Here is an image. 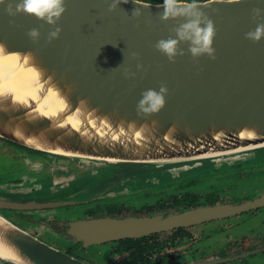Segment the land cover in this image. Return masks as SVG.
I'll return each mask as SVG.
<instances>
[{"label":"water","instance_id":"95a60500","mask_svg":"<svg viewBox=\"0 0 264 264\" xmlns=\"http://www.w3.org/2000/svg\"><path fill=\"white\" fill-rule=\"evenodd\" d=\"M8 2L15 0L0 4V73L8 74L16 91L24 86L36 90L32 108L45 101V107H57V98L47 95L50 87L60 90L69 107L51 123L31 121L24 114L30 109L0 111V138L86 172L98 169L87 180L94 179L95 186L105 178L116 181L111 177L116 165L164 169V177L177 179L190 178L199 169L218 174L234 165L264 164V38L258 43L245 38L264 22V0L216 3L212 8L217 11L206 9L216 27V58L204 55L194 61L182 44L185 55L174 63L154 47L173 35L170 29L179 23L160 19L162 2L141 0L150 5L142 7L130 0L109 11L111 0H65L66 11L55 26L23 13L9 16ZM135 7H141V16L132 15ZM256 7L262 12L254 20ZM56 26L62 29L59 37L49 42L48 33ZM32 28L40 31L36 42L27 35ZM125 69L135 75L126 78ZM161 82L168 88L164 108L150 116L138 114L142 92L158 91ZM55 125L63 127L54 130ZM164 177L160 179L166 181ZM128 183L98 188L96 196L123 192ZM14 190L7 181L0 184V208L29 207L8 196L20 192ZM199 215L197 209L169 217L105 216L76 223L74 233L93 245L187 224ZM0 246L21 264H90L40 240L2 213ZM0 264L12 261L0 259Z\"/></svg>","mask_w":264,"mask_h":264},{"label":"flooded vegetation","instance_id":"af4514ba","mask_svg":"<svg viewBox=\"0 0 264 264\" xmlns=\"http://www.w3.org/2000/svg\"><path fill=\"white\" fill-rule=\"evenodd\" d=\"M27 152L31 154L27 156ZM36 153L39 151L0 138V180L14 186L15 192L20 189L17 198L14 194L9 197L29 206L24 209L0 208V213L7 214L5 216L13 223L44 242L51 241L46 232L55 231L66 241L61 245L54 239L51 245L83 261H91V264H264V164L235 165L224 174L192 180L188 184L149 189L132 188L131 185L123 192L99 194L106 197L96 196L97 200L74 199L73 196L83 190L75 187L66 192H71L72 196L55 199L33 196L41 188L35 172L47 169L54 174V190L59 193L76 181L82 167L55 166L33 156ZM11 159L15 161L14 165L10 164ZM10 167L20 171L14 175ZM67 169L71 173L67 178L71 179L67 184H60V179L66 177L56 171ZM93 169L90 170L98 171ZM133 169L132 166H113L111 177L119 182H105V178L95 190L132 180L129 176ZM210 181L211 185L207 183ZM56 202H64V205L54 206ZM69 206L72 210L61 209V218L54 215L56 208ZM197 209L201 215L187 224L137 237L87 245L79 234L74 233L76 223L105 216L163 213L164 217H169ZM76 214L85 216L75 218ZM93 253L96 259L92 260Z\"/></svg>","mask_w":264,"mask_h":264},{"label":"clouds","instance_id":"9594fccd","mask_svg":"<svg viewBox=\"0 0 264 264\" xmlns=\"http://www.w3.org/2000/svg\"><path fill=\"white\" fill-rule=\"evenodd\" d=\"M130 0H111L108 5L109 11H114L121 3L127 4ZM136 6L149 7V4L142 3L141 0H131ZM5 0H0V4H4ZM216 3H239V0H162L163 11L159 13L162 21L176 20L179 23L170 29L173 35L168 38H162L156 42L154 47L164 54L170 62H175L177 56L185 55V49L181 47L182 44H187V51L191 54L194 61L198 58L207 55L210 59H215V48L213 47L214 38L216 36V27L214 21L210 18L206 9L212 8ZM5 11L9 16L15 17L18 14L32 15L35 18L46 22L49 25H57L62 14L66 11L65 0H15V3L8 2ZM262 9L259 7L253 8V19L261 18ZM134 17L142 15L141 7H135L132 11ZM264 19V18H262ZM12 22V21H10ZM61 28L56 26L54 30L48 33L49 42L58 38ZM29 38L36 42L40 37V31L37 28H32L28 31ZM245 38L251 40L253 43H258L264 38V22L257 23L253 30L245 33ZM4 53V44H0V55ZM133 57H138V53H131ZM143 65L137 64V68H142ZM42 75V74H39ZM125 77L134 76L129 69L124 70ZM50 79V78H49ZM42 83H47L43 81ZM41 91L43 87L38 84ZM168 88L166 84L161 82L160 88L147 89L142 92V98L137 103V113L150 116L159 113L166 104V95ZM47 95L56 97L58 104L56 108L45 107L40 104L37 108H32V101L37 99L36 90H32L26 94L17 92L10 84L8 74L6 72L0 73V111L30 109L24 113L31 121H38L40 119H47L52 122V118L56 117L60 111L69 107L68 101L61 96L60 90L54 87L47 89ZM63 125H55L53 129H59ZM0 259L10 260L12 264H21L18 257L3 251L0 246Z\"/></svg>","mask_w":264,"mask_h":264},{"label":"rangeland","instance_id":"374dc122","mask_svg":"<svg viewBox=\"0 0 264 264\" xmlns=\"http://www.w3.org/2000/svg\"><path fill=\"white\" fill-rule=\"evenodd\" d=\"M30 154L31 153L27 152V156L30 155ZM33 156L39 158V160H43L45 162H51V163H53L52 165H55V166H62V167L66 166L65 164H63L60 161H56V160L52 161V160H50L49 158H53V157L49 156L48 154L42 153V152L36 153V155L33 154ZM9 162H10L11 165H14L15 161L11 159V160H9ZM67 167H69V168H77V167H75L73 165H70V164ZM132 167H134V166H132ZM10 169H11V173L14 174V175L18 174V172L20 171V170H16L15 168H12V167H10ZM88 171L90 172L91 170H88ZM219 171H220V174H224V172H225V170L222 171L221 169H219ZM89 172H86L85 168H82V171L79 172V174L82 175V178H80L81 175H79L77 177L76 181L70 185V187L65 188V191L62 189L59 193L55 192L56 189L54 190V174L53 175L50 174V172L47 169H45L43 171H40V172H35V175L37 176V178H36L37 183L39 185H41V188L38 189V192L35 195H33V196L34 197L37 196V197H40V198H51V197H54L55 199H58V198L62 199V198L67 197L68 195L72 196L71 192L69 194H66V192L68 190H71V189L74 190L75 187L76 188L78 187V188H82L83 190L81 189L82 191L79 194L74 195L73 196L74 199L80 200L81 198H84L86 200L87 199L97 200V199H95L96 198V193L94 192V190H95V185L96 184L94 182V179H92L90 181H87L89 179V177H88V175L90 174ZM216 172H218V170L208 171L206 169L205 170L199 169V170H196L195 172H190V173H193V175H191L190 178L182 177V178L172 179L170 174L169 175L166 174V176L164 177V175H163V173H165L164 169H160L159 171L151 170V169H148V170L147 169H143V170H139L138 169V171H137L135 169V167H134L132 174L129 176V177H133V178H132V180H129V183L127 184V186L131 187V185H132V188H135V187H146L147 189H149V188H156V187L166 186V185L172 186L174 184H179V185L180 184H188V182H190L192 180H196V179L203 180V179H207L209 177H212L213 175H215ZM33 173L34 172H31L32 175H33ZM56 173L66 177V178L60 179L62 181L60 184H63V183L67 184L69 182V180L71 179V178H67V176L71 175V173L68 171V169L67 170H57ZM198 174H200L202 176L199 177ZM156 176L158 177V179H156L155 181L159 182V183H154V178ZM160 177L166 178V181L170 182V183H167L166 181H163L162 178L160 179ZM7 179H9V178H7ZM157 180H159V181H157ZM0 183L2 184V183H4V181L0 180ZM207 183L210 184L211 181L207 182ZM168 186H166V187H168ZM141 193H145V192H141ZM141 193H139V194H141ZM14 195H15V197L18 196L16 194H14ZM71 207L72 206L56 208L54 215L57 216L58 218H61V216H62L61 209H64V210L67 211V209L69 208L70 210H72ZM5 215H7V214H5ZM81 216L84 217L85 215H82V214L74 215L75 218H78V217H81ZM46 233H47V236L51 239V241L47 240V243L50 244V245H51V242L53 243L55 241L54 239H57L56 241L59 242L61 245H62V242L64 243L66 241V239L63 236L59 235L58 233H56L53 230H50V231H48ZM58 240H60L61 242L58 241ZM56 244H58V243H56ZM96 249H98V248H96ZM91 256L94 257V258H91L92 260L96 259V257L94 256V253ZM86 262L90 263L91 261L87 260Z\"/></svg>","mask_w":264,"mask_h":264},{"label":"bare ground","instance_id":"6f19581e","mask_svg":"<svg viewBox=\"0 0 264 264\" xmlns=\"http://www.w3.org/2000/svg\"><path fill=\"white\" fill-rule=\"evenodd\" d=\"M30 91H32V90H29V89H26V87L24 86V87H21V88H19L18 90H17V92H19V93H21V94H23V93H28V92H30ZM6 252V251H5ZM8 253V252H7Z\"/></svg>","mask_w":264,"mask_h":264},{"label":"trees","instance_id":"16d2710c","mask_svg":"<svg viewBox=\"0 0 264 264\" xmlns=\"http://www.w3.org/2000/svg\"><path fill=\"white\" fill-rule=\"evenodd\" d=\"M142 1H146V2H154V3L162 2V0H142ZM201 1H204V0H201Z\"/></svg>","mask_w":264,"mask_h":264}]
</instances>
